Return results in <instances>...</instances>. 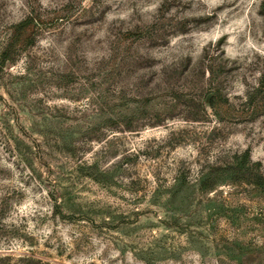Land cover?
<instances>
[{
    "label": "rangeland",
    "instance_id": "rangeland-1",
    "mask_svg": "<svg viewBox=\"0 0 264 264\" xmlns=\"http://www.w3.org/2000/svg\"><path fill=\"white\" fill-rule=\"evenodd\" d=\"M0 264H264V0H0Z\"/></svg>",
    "mask_w": 264,
    "mask_h": 264
},
{
    "label": "trees",
    "instance_id": "trees-1",
    "mask_svg": "<svg viewBox=\"0 0 264 264\" xmlns=\"http://www.w3.org/2000/svg\"><path fill=\"white\" fill-rule=\"evenodd\" d=\"M6 58H3V61L5 60Z\"/></svg>",
    "mask_w": 264,
    "mask_h": 264
}]
</instances>
